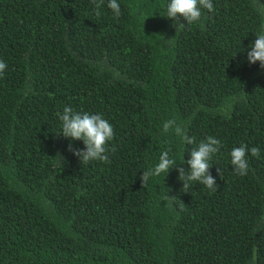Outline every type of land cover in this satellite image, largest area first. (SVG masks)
<instances>
[{"label": "trees", "instance_id": "obj_1", "mask_svg": "<svg viewBox=\"0 0 264 264\" xmlns=\"http://www.w3.org/2000/svg\"><path fill=\"white\" fill-rule=\"evenodd\" d=\"M108 2L0 0V264H264V68L247 60L264 0H212L183 28L170 0ZM65 106L113 126L109 162L68 150L85 146L58 134ZM208 136L215 191L175 169L142 187L162 151L187 170Z\"/></svg>", "mask_w": 264, "mask_h": 264}, {"label": "clouds", "instance_id": "obj_2", "mask_svg": "<svg viewBox=\"0 0 264 264\" xmlns=\"http://www.w3.org/2000/svg\"><path fill=\"white\" fill-rule=\"evenodd\" d=\"M93 3H95V0H93ZM107 6L116 17H119L121 9L118 0H109ZM97 8H99V5H97ZM202 8L208 11L214 10L212 0H170L165 17L174 21H179V18L183 17L187 22V25L179 24L183 28L199 21L202 15ZM96 14L99 16V11ZM255 36L256 39L249 46L250 50L247 51V60L250 64L259 62L260 67L264 68V30ZM6 68L7 64L0 60V76H2ZM57 116L62 122V131L58 134L73 141H83L84 148L74 149L70 144L68 149L80 159L82 164H87L91 161L109 162V149L106 145L114 138V128L108 120L100 114L75 111L70 106H65L62 113L57 112ZM170 130L181 137L184 143L188 145L196 143L195 138L189 136L186 130L178 125L175 120H167L163 123L162 133L166 134ZM220 148V140L208 136L190 151L191 158L186 161L190 168L187 170L183 167H178L177 162L170 157V148L164 150L159 156L158 163L144 170L140 176L142 187L147 185L150 178L159 176L162 173L168 174L170 170L175 169L179 173L178 179L183 182L182 191L189 187L190 182H199L209 190L215 191L217 182L210 172L212 165H210L209 161L213 154L220 151ZM111 151L114 152L115 148H112ZM248 153L249 149L246 144L234 147L231 150V165L234 168V173L238 176H246L248 174ZM250 153L252 157L258 158L260 150L254 146L250 149ZM217 171L222 176L221 170L217 169ZM175 197L167 194L166 199H174Z\"/></svg>", "mask_w": 264, "mask_h": 264}]
</instances>
